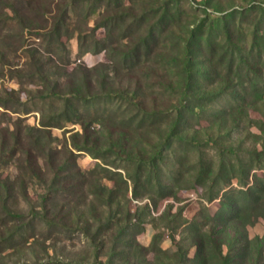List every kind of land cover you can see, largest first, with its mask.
<instances>
[{"label": "trees", "instance_id": "obj_1", "mask_svg": "<svg viewBox=\"0 0 264 264\" xmlns=\"http://www.w3.org/2000/svg\"><path fill=\"white\" fill-rule=\"evenodd\" d=\"M128 1L129 6L125 0H20L23 5L19 8L11 5L14 13L12 20L15 21L13 26L19 29L10 36L22 43L33 36L39 40L35 46L26 48L34 70L26 75L19 73L20 78L30 77L38 88L25 100L16 90L5 89L3 93L6 95L0 92V106L3 108L0 115L6 116L7 111L13 109V112L20 113L17 110L19 106L28 111L35 100L49 101L50 104L48 114L41 108L39 126L27 124L22 117H17L12 120L13 128H10L11 125L0 127V165L12 161L19 172L14 180L2 178L0 174V206L13 222L18 223L24 215L14 213L8 206V199L14 197L17 187L22 189L32 179L43 184L47 190L40 196L42 210L34 211L33 218L48 225L60 223L55 220L58 214L55 211L50 213L53 212L54 193L58 191L66 195L68 210L78 213L76 207L84 204L80 191L88 183L87 172L78 168L73 172L72 159L67 156L62 158L61 151L52 145L56 137L51 129L76 121L82 125L84 136L89 141L93 133L91 126L101 117L89 114L83 110L84 107L94 99L112 96L136 101L141 80L133 73L152 55L164 65L162 70L165 74L160 77L170 76L168 82L160 84L163 91L177 97L174 103L177 107L176 120L163 147H167L173 137L182 132L186 122L185 112L198 109V112L205 113L214 104L213 100L221 96L235 98L222 110L224 117L237 113L234 116L236 120L240 117V110L244 111L246 106L258 109L264 116V94L259 92L264 86L263 4H254L242 12L233 10L219 18L207 14L182 34H176L173 25L184 19L180 0H163L156 5L153 2L157 0ZM137 5L142 7L136 10ZM149 6L151 9H148ZM75 13L84 16V25L72 20ZM92 14H95L94 24L90 25ZM245 21L252 27L250 42L243 38L245 34L241 25ZM99 28L105 29V37L97 36ZM221 34H225V38L219 43ZM76 35L79 56L89 51L108 49L114 59L118 56L122 58L125 69L115 63L98 64L92 68L77 63L68 70L70 55L62 37L69 40ZM122 41L127 43L122 45ZM168 41H171L170 47ZM123 46L128 49H123ZM225 60L228 67L221 90L210 96L199 94V77L221 75L220 66ZM124 76L136 78V86H122ZM260 127L264 131V120ZM74 145L78 144L74 142ZM77 147L85 149L82 145ZM129 159L138 162L136 173L128 177L133 182V197H140L139 188H143L149 193L154 189L159 199L164 198L172 193L185 175L179 157L176 158L180 162L177 174L169 171L172 173L171 180L167 179V172L159 169L161 152L149 159ZM237 162L238 168L233 163L221 161L216 171L210 160L205 161L203 157L198 160L199 169L191 187L203 185L210 179L205 196L209 202L219 199L220 208L214 214L206 209L192 220L179 219V213L169 218L171 214L167 212L165 226L171 237L174 239L177 231L184 234L177 242V250L171 252L161 248L159 233L153 236L150 245H142L131 228L140 229L143 218L138 215L137 218L128 210L124 212L116 189L99 186L98 193L105 196L102 205L108 213L106 222L100 225L97 233L105 234V231L108 233L118 227L111 255L107 262L101 264H264V235L250 237L246 231L247 226L255 224L264 215V177L252 173L258 167L264 168V142L260 149H251L246 158H237ZM144 173L147 175L143 178ZM50 176L51 181H48L46 177ZM234 177H238L236 187L232 182ZM128 180L121 177L122 183L127 184ZM23 227L19 226L17 232ZM106 243L101 239L96 248L100 250ZM149 253H152V259L148 258Z\"/></svg>", "mask_w": 264, "mask_h": 264}, {"label": "rangeland", "instance_id": "obj_2", "mask_svg": "<svg viewBox=\"0 0 264 264\" xmlns=\"http://www.w3.org/2000/svg\"><path fill=\"white\" fill-rule=\"evenodd\" d=\"M160 1L163 0H157L153 4H159ZM180 2L184 9V19L179 24L173 25L176 34H182L186 28H191L207 14L212 18H219L233 10L242 12L254 4L264 5V0H180ZM125 3L129 6L128 0H125ZM12 4L18 8L23 5L20 0H0V92L6 95L3 93L5 89L16 90L25 100L36 93L38 85L32 83L30 77L20 78L19 73L26 75L34 70L26 48L35 46L39 40L33 36L22 43L18 38L10 36L19 29L14 27L15 21L12 20L14 16ZM128 6H126L127 10H129ZM141 7L135 6L136 10ZM148 9H151V6ZM238 16L240 20V14ZM91 17L90 25H93L95 14ZM72 20L83 25L85 22L84 16L78 13L73 15ZM189 22L190 24L187 25L186 23ZM241 27L244 28L243 38L250 42L252 27L248 26L246 21ZM105 34L104 28L97 30L98 37H105ZM224 38L225 34H221L219 43H222ZM62 39L68 45L70 55L68 70L75 67L77 63H84L91 68L98 64L113 65L114 63L124 69L126 67L122 58L118 56L114 59L110 56L108 49L89 51L79 56L77 35L69 40L65 36ZM122 43L124 45L127 42L122 41ZM170 43L171 41H168L169 47ZM123 49L128 48L123 46ZM237 64L238 61L235 62V65ZM221 66V75L199 77L198 83L201 87L199 94L204 93L210 96L211 93L221 90L228 61L225 60ZM162 68L164 65L153 55L141 67L136 68L133 74L141 80V87L138 89L139 97L135 99L136 101H129L128 97L112 96L94 99L86 105L84 111L101 117L91 126L93 133L89 141L84 136L82 125L76 121L66 122L64 127L51 129L56 137L52 145L61 151L62 158L67 156L72 159L73 172L77 168L87 172L88 183L82 188V192L80 191V199L84 200V204L78 205L76 207L78 213H75L72 209L68 210L69 206L65 202L66 195L62 191L54 193L55 202L52 206L53 212L50 213L53 214L55 211L59 216L55 220L60 223L48 225L32 217L34 211L42 210L39 206L40 196L47 192L46 187L38 183L36 179H28V183L22 189L19 188L20 186L17 187L14 197L8 199L10 209L14 213L24 215L18 223L6 216L4 209L0 206V264H101L107 262L118 227L108 233L105 231V234L97 233L100 225L106 222L108 213L107 208L102 205L105 196L98 193L99 186L103 189H116L124 206V212L128 210L136 217L138 215L143 218L144 222L140 229L131 228L142 245H150L153 236L159 233L161 248L170 252L177 250V242L181 241L184 234L177 231L175 238L171 237L170 231L165 226L167 212L171 214L169 218L179 213V219L192 220L206 209L213 214L218 211L219 199L209 202L205 196L210 179L203 185L191 187L199 169L198 160L202 157L205 161L210 160L216 171L221 161L227 164L233 163L238 168L237 158H246L247 152L251 149L261 148L264 142V131L260 123L264 120V116L258 109L246 106L244 111L240 110V117H236V120L234 116H237V113L224 117L222 110L235 98L221 96L213 100L214 104L205 113L200 111L199 113L198 109L185 112L186 122L182 132L175 135L170 143L167 142V147H163L176 120L177 107L174 103L177 97L163 91L160 84L168 82L170 76L160 77L165 74ZM135 79L122 77V86L135 87ZM259 92L264 94V86ZM34 103L28 111H24V107L19 106L17 110L20 113L13 112V109V111H7L6 116L0 115V127L11 125L10 128H13L12 120L14 121L17 117H22L27 124L39 126L42 119L41 108L48 114L50 104L49 101L38 100ZM56 104L59 105L58 102ZM2 110L0 106V112ZM74 142L79 146H85V149L80 150L78 145L75 147ZM159 152L162 153L159 169L168 173V180H171L173 172L177 174L180 163L176 160L177 157L180 161L182 160L181 166L185 175L174 187L172 193L164 198L159 199L154 189H148L151 190L149 193L143 188H139L140 197H133V182L128 180V177L136 173L138 162L127 160V158H133L136 161L149 159ZM144 172L146 173L147 170ZM145 173L143 178L147 175ZM252 173L264 177V168L258 167ZM0 174L2 178L14 180L19 172L15 164L9 161L0 165ZM109 176L116 179H109ZM121 177L127 179L128 183H122ZM46 178L51 181V176ZM232 182L236 187L238 177H234ZM115 209L116 204L113 206V210ZM21 225L24 227L17 232ZM148 229H151L150 235H148ZM246 231L250 237L263 236L264 215L255 224L247 226ZM101 239L107 243L99 250L96 247ZM224 250L227 251V247ZM193 253L192 251L191 255ZM152 257V253H149L148 258L152 259ZM167 262L170 261L167 259Z\"/></svg>", "mask_w": 264, "mask_h": 264}, {"label": "crops", "instance_id": "obj_3", "mask_svg": "<svg viewBox=\"0 0 264 264\" xmlns=\"http://www.w3.org/2000/svg\"><path fill=\"white\" fill-rule=\"evenodd\" d=\"M151 229H148V235H150Z\"/></svg>", "mask_w": 264, "mask_h": 264}]
</instances>
